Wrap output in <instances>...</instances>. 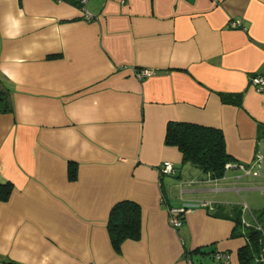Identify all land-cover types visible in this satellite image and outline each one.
I'll return each mask as SVG.
<instances>
[{"label": "crops", "instance_id": "crops-1", "mask_svg": "<svg viewBox=\"0 0 264 264\" xmlns=\"http://www.w3.org/2000/svg\"><path fill=\"white\" fill-rule=\"evenodd\" d=\"M8 11L24 13L14 39ZM255 75L264 0H0V89L12 105L0 111V184H13L0 201V264H241L247 228L234 208L248 227L247 197L264 194ZM170 121L220 128L233 167L213 179L184 163L165 143ZM259 153L261 175L246 173ZM166 160L175 175L160 174ZM125 199L142 208L141 237L117 251L108 217ZM183 204L196 207L175 228L169 208Z\"/></svg>", "mask_w": 264, "mask_h": 264}, {"label": "trees", "instance_id": "trees-1", "mask_svg": "<svg viewBox=\"0 0 264 264\" xmlns=\"http://www.w3.org/2000/svg\"><path fill=\"white\" fill-rule=\"evenodd\" d=\"M70 3L79 5L76 2ZM8 96L6 89L1 88L0 111L7 112L12 109ZM165 143L176 146L181 151L184 163H191L210 173L213 179L222 178L226 173L227 164H233L235 161L227 150L223 131L217 127L187 121H170L167 124ZM77 178L78 164L70 162L69 179L75 181ZM12 190V183L0 184V201H7ZM254 216L257 225L253 223L247 227L243 222V207L234 208L236 228H247L243 233L247 243L239 250L241 264H264V238L259 230V219L255 214ZM141 224L142 208L137 202L125 199L114 204L109 213L107 228L115 250L119 251L128 239H140Z\"/></svg>", "mask_w": 264, "mask_h": 264}, {"label": "built area", "instance_id": "built-area-1", "mask_svg": "<svg viewBox=\"0 0 264 264\" xmlns=\"http://www.w3.org/2000/svg\"><path fill=\"white\" fill-rule=\"evenodd\" d=\"M55 1H57V2H76L79 5L84 6L88 3L89 0H55ZM84 14H85V18L87 20H91L95 17L88 10H85ZM232 24H233V27H235V28L242 26L241 23L238 21L232 22ZM152 73H153V71L151 69H143V70L139 71L138 76L143 78V77L151 75ZM251 84L259 92H263L264 91V75L253 76L251 79ZM257 162H258V169L257 170L251 171L248 168H245V166H243V165L241 167L244 169V171L246 173L253 174L255 176H259V175H261V169H262V155H261V153H259L257 155ZM230 167H233V164H231V163L227 164V168H230ZM159 171L163 175H175L177 173L176 168L174 166V163L172 161H169V160H166L161 164V166L159 167ZM199 205L200 206H207L208 203L203 202ZM195 207H196L195 205L183 204V206H181V207L169 208V221H170L171 225L175 228H179L182 225V216L185 213H187L190 209H194ZM259 229L261 231L263 230L260 225H259ZM263 238H264V234H263ZM215 258L217 260H225L226 256L224 254L220 253V254H216ZM92 264H94V263H92Z\"/></svg>", "mask_w": 264, "mask_h": 264}, {"label": "clouds", "instance_id": "clouds-1", "mask_svg": "<svg viewBox=\"0 0 264 264\" xmlns=\"http://www.w3.org/2000/svg\"><path fill=\"white\" fill-rule=\"evenodd\" d=\"M23 18H24L23 11H17V12L8 11L4 14L3 19L6 25V30H5L6 37L10 39H14L21 34ZM5 74L7 75L8 73L5 72ZM9 78L12 79L11 76Z\"/></svg>", "mask_w": 264, "mask_h": 264}, {"label": "rangeland", "instance_id": "rangeland-1", "mask_svg": "<svg viewBox=\"0 0 264 264\" xmlns=\"http://www.w3.org/2000/svg\"><path fill=\"white\" fill-rule=\"evenodd\" d=\"M247 200L250 202L252 201L253 204L255 203V206L253 205L251 207L253 208L254 213L259 219V222L264 226V212H263L264 211V194H262L261 191L252 193L251 195H249V197H247ZM254 223L257 225L256 222ZM262 236H263V233H262Z\"/></svg>", "mask_w": 264, "mask_h": 264}]
</instances>
